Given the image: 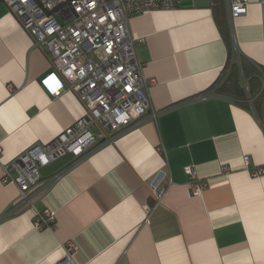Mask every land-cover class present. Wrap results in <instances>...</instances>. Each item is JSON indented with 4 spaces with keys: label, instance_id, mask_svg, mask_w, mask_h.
I'll list each match as a JSON object with an SVG mask.
<instances>
[{
    "label": "crops",
    "instance_id": "0c3cea01",
    "mask_svg": "<svg viewBox=\"0 0 264 264\" xmlns=\"http://www.w3.org/2000/svg\"><path fill=\"white\" fill-rule=\"evenodd\" d=\"M129 30L150 82L145 120L86 157L44 166L31 203L18 205L3 164L52 140L85 106L42 83L51 56L0 3V264H56L68 249L75 264H264V102L253 103L264 90V0H249L234 25L226 0H181L133 16ZM228 36L250 63L239 75L244 100L216 85ZM161 170L158 201L150 184ZM199 180L208 186L195 195ZM34 208L54 211V224L36 227Z\"/></svg>",
    "mask_w": 264,
    "mask_h": 264
},
{
    "label": "built area",
    "instance_id": "2783aa9c",
    "mask_svg": "<svg viewBox=\"0 0 264 264\" xmlns=\"http://www.w3.org/2000/svg\"><path fill=\"white\" fill-rule=\"evenodd\" d=\"M5 1L24 30L51 56L52 71L42 83L55 96L65 90L73 92L85 106L83 116L52 140L36 144L3 164L2 183L19 187L21 205L31 203L44 166L67 153L77 159L86 157L102 140H113L145 120L150 110V82L143 74V63L137 55L139 40L130 33L129 22L135 15L175 8L181 0ZM248 4L249 0H226L231 25L247 14ZM157 116L153 112L150 118ZM2 152L0 143V159ZM245 161L249 164L250 157L246 156ZM186 172L192 173V167L188 166ZM166 177L161 170L150 184L158 201L166 192ZM207 186L205 180L196 181L193 194H202ZM34 216L40 228L55 221L51 210L39 212L34 208ZM56 264H75L71 249Z\"/></svg>",
    "mask_w": 264,
    "mask_h": 264
},
{
    "label": "trees",
    "instance_id": "16d2710c",
    "mask_svg": "<svg viewBox=\"0 0 264 264\" xmlns=\"http://www.w3.org/2000/svg\"><path fill=\"white\" fill-rule=\"evenodd\" d=\"M223 31V30H222ZM227 34H229L227 32ZM228 42H229V58L228 63L224 70L222 71L218 82V90L222 93L229 94L237 99H246V88L241 84L240 82V73H243L245 76L247 75V70H250V63L246 60V58L235 48V46L232 45L230 42L229 36ZM253 82V78L251 80ZM251 83V82H250ZM261 89L257 90L255 95L257 96L254 100V106L257 109H260L262 106V103L264 102V90L260 95L258 96ZM250 95L253 94V90L251 88V84H249V91ZM246 106V105H245Z\"/></svg>",
    "mask_w": 264,
    "mask_h": 264
},
{
    "label": "water",
    "instance_id": "95a60500",
    "mask_svg": "<svg viewBox=\"0 0 264 264\" xmlns=\"http://www.w3.org/2000/svg\"><path fill=\"white\" fill-rule=\"evenodd\" d=\"M0 3H5L6 4V1L5 0H0ZM104 141H105V139L102 140V142H104Z\"/></svg>",
    "mask_w": 264,
    "mask_h": 264
}]
</instances>
